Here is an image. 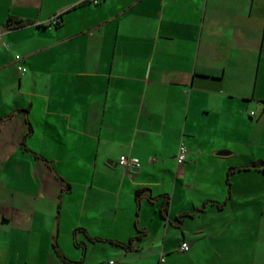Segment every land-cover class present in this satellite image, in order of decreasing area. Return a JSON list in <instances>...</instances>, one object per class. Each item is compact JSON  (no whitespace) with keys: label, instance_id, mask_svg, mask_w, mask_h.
<instances>
[{"label":"crops","instance_id":"obj_1","mask_svg":"<svg viewBox=\"0 0 264 264\" xmlns=\"http://www.w3.org/2000/svg\"><path fill=\"white\" fill-rule=\"evenodd\" d=\"M258 146L264 0H0V264H264Z\"/></svg>","mask_w":264,"mask_h":264},{"label":"built area","instance_id":"obj_2","mask_svg":"<svg viewBox=\"0 0 264 264\" xmlns=\"http://www.w3.org/2000/svg\"><path fill=\"white\" fill-rule=\"evenodd\" d=\"M89 1H90L91 3H93V4H96V3H98V2H100V1H102V0H89ZM57 22H58L57 15L52 16V17L49 19V21H48L49 25H56ZM14 59H15V60H18L19 57L16 55V56H14ZM16 68H17V70L20 71V72L24 71V68L21 67L20 65H17ZM185 154H186V147H185L183 144H180V145L178 146L177 152H176V154H175L176 161H177V162H182V161L185 159ZM118 162H119L121 165L125 166V167H134V166H137V162H136L135 159L128 158V157H126V156H120V157L118 158ZM179 248H180L181 250H184V251L187 250V249H188V243H187V242H182V243L180 244ZM104 264H119V263H118L114 258H109V259H107V260L104 262Z\"/></svg>","mask_w":264,"mask_h":264},{"label":"rangeland","instance_id":"obj_3","mask_svg":"<svg viewBox=\"0 0 264 264\" xmlns=\"http://www.w3.org/2000/svg\"><path fill=\"white\" fill-rule=\"evenodd\" d=\"M262 149H264L262 146H258V148L256 150H254L258 154V157L264 153V151ZM253 205L257 206V212L252 214V217L253 216L256 217L257 233H258V236L260 238L261 235L264 236V211L263 212L261 211V209H262V208H260L261 207V201L259 199H257L256 202H253L252 206ZM260 254H261V250H258L256 253L258 258L260 257Z\"/></svg>","mask_w":264,"mask_h":264},{"label":"water","instance_id":"obj_4","mask_svg":"<svg viewBox=\"0 0 264 264\" xmlns=\"http://www.w3.org/2000/svg\"><path fill=\"white\" fill-rule=\"evenodd\" d=\"M225 153H226V151H225V150H219V151H217V153H216V154L222 155V154H225Z\"/></svg>","mask_w":264,"mask_h":264},{"label":"trees","instance_id":"obj_5","mask_svg":"<svg viewBox=\"0 0 264 264\" xmlns=\"http://www.w3.org/2000/svg\"><path fill=\"white\" fill-rule=\"evenodd\" d=\"M58 23V22H57ZM165 210V208L164 207H162V211H164Z\"/></svg>","mask_w":264,"mask_h":264}]
</instances>
